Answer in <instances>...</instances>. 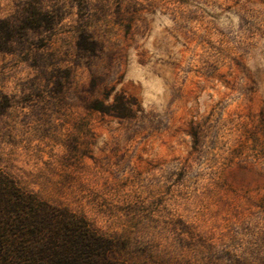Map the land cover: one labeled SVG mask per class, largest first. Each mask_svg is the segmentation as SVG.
<instances>
[{
  "label": "rangeland",
  "instance_id": "1",
  "mask_svg": "<svg viewBox=\"0 0 264 264\" xmlns=\"http://www.w3.org/2000/svg\"><path fill=\"white\" fill-rule=\"evenodd\" d=\"M0 172L126 264H264V0H0Z\"/></svg>",
  "mask_w": 264,
  "mask_h": 264
},
{
  "label": "trees",
  "instance_id": "2",
  "mask_svg": "<svg viewBox=\"0 0 264 264\" xmlns=\"http://www.w3.org/2000/svg\"><path fill=\"white\" fill-rule=\"evenodd\" d=\"M0 264H126L87 221L0 172Z\"/></svg>",
  "mask_w": 264,
  "mask_h": 264
}]
</instances>
